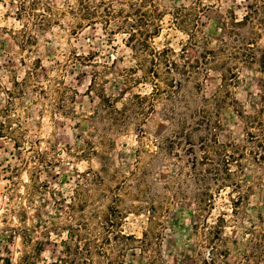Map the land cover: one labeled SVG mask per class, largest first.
<instances>
[{
    "label": "rangeland",
    "instance_id": "1",
    "mask_svg": "<svg viewBox=\"0 0 264 264\" xmlns=\"http://www.w3.org/2000/svg\"><path fill=\"white\" fill-rule=\"evenodd\" d=\"M157 1L166 15L155 45L194 72L167 92L161 82L150 110L136 95L148 96L151 83L123 32L76 27V0H35L40 12L52 8V21L33 31L16 17L20 0H0V264H19L34 248V264H73L63 260L67 229L86 223L96 239L107 215L138 238L104 244L113 264H264V239L248 235L264 227V162L249 154L232 166V187L216 189L203 161L206 136L264 152L247 142L244 122L264 121V0ZM173 5L191 7L190 20L176 26ZM25 28L36 37L26 44ZM220 47L239 76L228 99L212 103L220 67L204 70L203 60ZM160 75L169 85L182 78L164 66ZM92 258L107 264L94 247Z\"/></svg>",
    "mask_w": 264,
    "mask_h": 264
},
{
    "label": "trees",
    "instance_id": "2",
    "mask_svg": "<svg viewBox=\"0 0 264 264\" xmlns=\"http://www.w3.org/2000/svg\"><path fill=\"white\" fill-rule=\"evenodd\" d=\"M27 0H20L17 9V19L21 20L25 17L27 20L32 21L34 27L33 31L43 30L48 27L52 20L48 17L52 15V8L48 5L42 7L40 12L39 8L36 7L37 3L35 0H31L30 5H26ZM259 5L254 4L250 6V10L253 14L259 13ZM192 8H187L185 6H171L167 12L174 17L176 26H180L179 23H186L190 20ZM69 15L77 20L76 27L90 26L96 23L102 25V29L106 34L113 38L117 32H123L126 37L124 38L125 45L132 52V56L135 60L140 61L143 71V81L150 82L152 86V92L148 96L136 95L137 98L141 99V102L145 101L149 103V109L153 110L154 101L160 97L162 92V87L160 85L163 82L166 85V92L168 88L175 87L179 88L183 83L191 78V74L194 72L192 68L188 69L190 65H187V69L183 67V64H179L176 57L178 53L168 45H163L162 47L156 46L154 39L160 35L162 30V20L166 15L164 9H160L157 0H76L74 5H69L68 8ZM248 19V16H244L241 21L234 19L231 21L233 26L242 25ZM25 27H27L25 25ZM21 40L24 44L28 43L29 40L34 41L36 39L28 29H23ZM193 36V34H192ZM225 48L220 47L216 50H206L204 53V70H207L208 65H219L222 87L218 93L216 92L213 97H210L212 101H218L220 97L224 98L226 101L229 97V91L227 85L230 84V80L233 82L238 79L239 74L237 72H232L225 63L227 62L224 57ZM206 54V55H205ZM180 56V54H179ZM180 58H182L180 56ZM162 66L164 70L169 74L181 75L176 77L172 76L173 81L169 85L168 82L160 80V71ZM207 68V69H206ZM103 99V98H102ZM234 99V98H233ZM232 101V98H231ZM234 101V100H233ZM213 103V102H212ZM148 113L149 111H145ZM210 116V114H208ZM207 116L208 120L206 124L210 122V117ZM244 122L247 126L246 140L249 143L255 144L256 148L261 147L264 150V121L259 118L258 115L253 117L245 116ZM214 135V133H213ZM208 140L205 149V155L203 161H205V166L211 168L212 179L216 185V189L232 187L231 179H233V168L235 166L238 168L240 160L252 154L251 159L254 162H264V152H259V155L255 151L250 150L249 153L245 152L246 147L244 145H236L233 142L221 141L215 135L206 136ZM216 189H213L210 198ZM239 198H242L240 195ZM106 219L100 221V226L105 233H102L100 237L95 239V235L88 233L85 229L89 228L86 223H83V228H73L72 226L67 229V236L62 241L65 247V262H70L73 264H94L95 261L92 258V248L94 247L95 253L106 257L107 264H113V260L109 254V251L104 247L105 243L110 245L115 244L118 238L122 240H132L135 241L138 238L128 234L124 235L123 231L120 229L119 223L116 219L109 217L107 215ZM111 216V215H110ZM119 227V228H118ZM143 235H146L145 233ZM248 235L252 239L256 237H262L264 239V227L263 229L257 230L255 228L248 232ZM23 242L26 246L31 245V238L28 233H21ZM260 246V245H258ZM257 248V247H255ZM113 249V246H110ZM39 254V251L27 250L21 256L19 264H34L32 257ZM214 260L211 258L210 262Z\"/></svg>",
    "mask_w": 264,
    "mask_h": 264
}]
</instances>
